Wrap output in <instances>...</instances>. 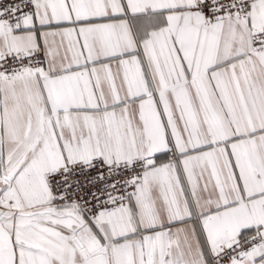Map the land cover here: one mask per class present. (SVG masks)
Segmentation results:
<instances>
[{
    "label": "snow or ice",
    "instance_id": "6c2138e0",
    "mask_svg": "<svg viewBox=\"0 0 264 264\" xmlns=\"http://www.w3.org/2000/svg\"><path fill=\"white\" fill-rule=\"evenodd\" d=\"M0 264H264V0H0Z\"/></svg>",
    "mask_w": 264,
    "mask_h": 264
}]
</instances>
